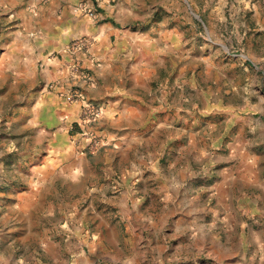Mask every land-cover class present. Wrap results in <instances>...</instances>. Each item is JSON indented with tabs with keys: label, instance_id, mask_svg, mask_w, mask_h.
Wrapping results in <instances>:
<instances>
[{
	"label": "rangeland",
	"instance_id": "rangeland-1",
	"mask_svg": "<svg viewBox=\"0 0 264 264\" xmlns=\"http://www.w3.org/2000/svg\"><path fill=\"white\" fill-rule=\"evenodd\" d=\"M141 1L153 9L130 29L154 28L155 45L129 78L144 101L129 121L74 84L94 85L92 73L0 78V264H264V13L240 0ZM62 86L81 109L48 127L39 96ZM72 154L77 180L45 178ZM127 166L138 176L125 188Z\"/></svg>",
	"mask_w": 264,
	"mask_h": 264
},
{
	"label": "crops",
	"instance_id": "crops-1",
	"mask_svg": "<svg viewBox=\"0 0 264 264\" xmlns=\"http://www.w3.org/2000/svg\"><path fill=\"white\" fill-rule=\"evenodd\" d=\"M240 1L248 6L245 10L264 13V0ZM83 2L96 7L95 18L76 10ZM151 8L141 0H0V78L11 76L16 82H27L39 78L40 66V78L44 83L56 79L61 85L69 84L74 76L65 73L63 65L77 60L85 72L92 73L95 84L85 88L81 79H76L74 84L80 82L83 85L81 91L86 92L88 98L104 101L106 117L107 113L116 110L125 114L124 120H120L123 124L139 113L140 105L144 103L130 88L129 78L133 73L142 76L144 71L136 68L138 64L146 63L137 60L143 51L155 45L154 28L142 32L130 28L147 21L149 13L145 15L140 11ZM81 37L89 40L87 53L70 51L71 42ZM62 89L63 86L55 87L52 92L43 90L39 96V102L44 101V104L38 110L54 118L47 122L48 127L56 123L71 126L81 109V102L70 103L60 97L58 92ZM132 99L136 101L135 105L122 106L123 100ZM109 118L115 117L110 115ZM116 122L118 127L119 119ZM115 137L114 143H123V136ZM81 166L79 158L72 154L61 170L51 169L45 178L59 172L66 179L77 180ZM105 169L107 175L114 172L111 166ZM125 173L122 179L126 181L125 188L131 187L130 182L137 179V170L127 166ZM223 193L219 188L218 194L223 197Z\"/></svg>",
	"mask_w": 264,
	"mask_h": 264
},
{
	"label": "built area",
	"instance_id": "built-area-1",
	"mask_svg": "<svg viewBox=\"0 0 264 264\" xmlns=\"http://www.w3.org/2000/svg\"><path fill=\"white\" fill-rule=\"evenodd\" d=\"M76 10L87 14L90 18H95L96 17V13H97L96 7H89L84 2L81 3L80 5H78L76 7ZM88 46H89V40L87 38H85V37H81L79 39L73 40L71 42V45H70L69 49L72 52L82 51L84 53H87ZM81 68L82 67H81L80 63L77 60L72 61L70 63L71 75L75 77V76H77V73L80 72V75H79L80 78L81 77L84 78V79L87 78L86 76H87L88 73L85 72L84 70L81 71ZM74 96H76V95L70 94L68 96L69 100H72V98ZM84 113L86 114L87 118L97 117L100 114V110L97 107H95V106H93L91 104H86L84 106Z\"/></svg>",
	"mask_w": 264,
	"mask_h": 264
}]
</instances>
